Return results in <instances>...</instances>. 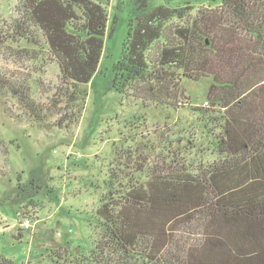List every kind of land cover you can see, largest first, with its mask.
<instances>
[{
	"label": "trees",
	"instance_id": "trees-1",
	"mask_svg": "<svg viewBox=\"0 0 264 264\" xmlns=\"http://www.w3.org/2000/svg\"><path fill=\"white\" fill-rule=\"evenodd\" d=\"M18 1L19 16L0 23V50L15 45L31 60L40 53L20 45L43 41L60 79L44 89L41 69L0 65L4 111L41 130L69 128L101 64L108 0ZM150 1L137 0L113 87L127 99L177 108L187 104L185 80L211 78L207 98L220 109L195 110L204 112L214 150L200 162L173 154L128 184L110 182L97 211L103 234L82 264H264V0H189L212 6L192 23L178 10H150ZM0 264L18 263L0 254Z\"/></svg>",
	"mask_w": 264,
	"mask_h": 264
},
{
	"label": "rangeland",
	"instance_id": "rangeland-1",
	"mask_svg": "<svg viewBox=\"0 0 264 264\" xmlns=\"http://www.w3.org/2000/svg\"><path fill=\"white\" fill-rule=\"evenodd\" d=\"M188 2L151 0L149 9L178 10L192 23L198 10L212 7ZM18 6V0H0V23L13 22ZM105 8L109 29L104 52L77 123L41 130L10 119L0 101V254L18 264L87 262L103 234L97 211L110 182L116 188L121 180L128 184L140 176L136 171L173 154L200 162L213 153L212 133L201 121L204 112L195 110L204 108V115L212 116L220 109L218 102L207 98L213 80H185L187 104L177 108L120 95L113 87L114 69L129 25L136 23L140 12L137 0H108ZM16 49L12 45L0 50L3 68L41 69L44 89L58 84L60 69L43 41L42 47L20 45V50L40 53L35 59L19 57ZM35 95L41 96L39 89Z\"/></svg>",
	"mask_w": 264,
	"mask_h": 264
}]
</instances>
